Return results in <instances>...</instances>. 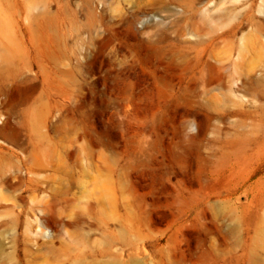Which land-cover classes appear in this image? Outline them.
I'll return each mask as SVG.
<instances>
[{
	"label": "rangeland",
	"instance_id": "374dc122",
	"mask_svg": "<svg viewBox=\"0 0 264 264\" xmlns=\"http://www.w3.org/2000/svg\"><path fill=\"white\" fill-rule=\"evenodd\" d=\"M0 20V264H264V0Z\"/></svg>",
	"mask_w": 264,
	"mask_h": 264
},
{
	"label": "bare ground",
	"instance_id": "6f19581e",
	"mask_svg": "<svg viewBox=\"0 0 264 264\" xmlns=\"http://www.w3.org/2000/svg\"><path fill=\"white\" fill-rule=\"evenodd\" d=\"M0 28L4 32V34H6V35L8 34V27H7V23L5 21L0 20Z\"/></svg>",
	"mask_w": 264,
	"mask_h": 264
}]
</instances>
